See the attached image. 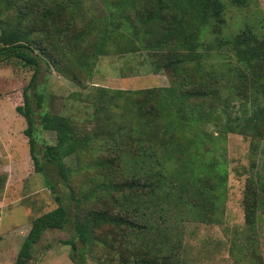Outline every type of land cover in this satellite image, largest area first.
I'll use <instances>...</instances> for the list:
<instances>
[{
	"label": "rangeland",
	"instance_id": "374dc122",
	"mask_svg": "<svg viewBox=\"0 0 264 264\" xmlns=\"http://www.w3.org/2000/svg\"><path fill=\"white\" fill-rule=\"evenodd\" d=\"M10 1L12 25L32 10L24 28L52 56L39 89L45 109L71 120L78 145L64 160L82 211L144 226L104 225L78 251L81 264H264V0H209L161 53L146 49L150 33L134 37L124 0ZM70 1L79 14L68 30L60 12ZM169 52L179 67L165 65ZM33 74L17 60L0 64V264H16L34 219L59 206L16 110ZM42 138L57 141L52 130ZM157 178L151 193L129 186ZM72 235L73 225L45 231L30 263L75 264Z\"/></svg>",
	"mask_w": 264,
	"mask_h": 264
},
{
	"label": "trees",
	"instance_id": "16d2710c",
	"mask_svg": "<svg viewBox=\"0 0 264 264\" xmlns=\"http://www.w3.org/2000/svg\"><path fill=\"white\" fill-rule=\"evenodd\" d=\"M208 1L124 0V5L122 4V6L124 16L134 23V37L141 38L150 33L153 40L149 45L146 44V49L150 52L161 53L160 48L164 45L166 37L172 39L178 34L180 36L183 35L187 27V16H192L193 9L203 14L206 11ZM233 1L240 5L248 2V0ZM72 3L70 1L68 5L61 6L60 12L71 16L68 30L71 28L75 18L77 20L79 14L77 4ZM173 3L179 4L172 6ZM14 5L15 3L10 0L0 1V64L17 60L34 69L31 81L24 90V104L17 106L16 110L27 121V128L24 130V134L28 137L30 156L35 170L45 175L48 185L54 190L55 198L59 205L56 209L34 219L30 232L20 249L16 264H31L33 246L41 240L45 231L65 229L70 225H73V235L69 239L64 240V242L72 246L73 253L71 258L73 262L81 264V256L77 257L79 255L78 251L82 254L89 246L94 232L101 229L104 225L110 223L126 224L129 229L134 230L133 232L138 227L143 228L144 226L133 219H126L124 216H118L119 218L111 216L109 212H91L87 214L82 211L83 199L76 195L74 188L71 186V169L64 160V156L72 153L78 145V140L71 132V120L64 115L50 112L48 108L45 109L46 97L39 89L41 76L49 70V60L52 59V56L47 49L38 44L39 42H37L38 48L35 47V43L38 41L35 34L36 31L24 28V21L31 20L30 12L32 10H21V19L15 26L12 25L9 17L5 15V11H8ZM129 10H132L133 16L129 14ZM51 12L46 10L43 13V17ZM86 33H75L72 41H75V44H79L84 36H87ZM150 39L147 41H150ZM102 53H99V55ZM169 53L170 55L166 54L168 62L165 65L169 68H176L180 65L179 61L182 58L177 61L173 58L174 53ZM43 130L56 132L57 141L55 145L45 142L42 138ZM161 182L160 178L153 182L149 181V179L147 181L137 180L129 186L135 189L143 187L142 191L148 189L151 193L153 189L157 188V183ZM126 186H128V183H126ZM129 199V196H127L125 200H122V203L127 202ZM133 201H135L134 198L128 204H133L131 203ZM72 205L76 207L74 216L70 212ZM132 209H138V205L133 206ZM254 218V210L249 209L247 219L252 225H254ZM79 242L82 244L81 249H79ZM136 251H141V248L137 247L133 251L134 255L137 254ZM134 259L135 262L149 264L153 258H148L147 260L144 257Z\"/></svg>",
	"mask_w": 264,
	"mask_h": 264
}]
</instances>
